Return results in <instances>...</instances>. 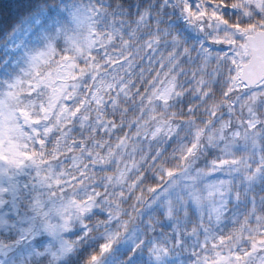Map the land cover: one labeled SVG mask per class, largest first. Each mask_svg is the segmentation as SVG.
I'll return each instance as SVG.
<instances>
[{"label": "clouds", "instance_id": "9594fccd", "mask_svg": "<svg viewBox=\"0 0 264 264\" xmlns=\"http://www.w3.org/2000/svg\"><path fill=\"white\" fill-rule=\"evenodd\" d=\"M0 264H264V0H0Z\"/></svg>", "mask_w": 264, "mask_h": 264}]
</instances>
